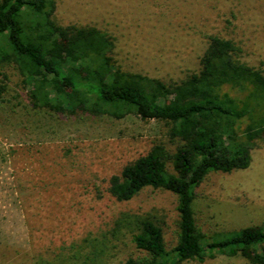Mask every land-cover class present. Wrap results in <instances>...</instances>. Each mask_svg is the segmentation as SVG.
<instances>
[{
  "label": "rangeland",
  "instance_id": "rangeland-1",
  "mask_svg": "<svg viewBox=\"0 0 264 264\" xmlns=\"http://www.w3.org/2000/svg\"><path fill=\"white\" fill-rule=\"evenodd\" d=\"M53 1L56 25L109 35L126 72L182 80L199 70L210 36L234 42L241 62L264 70V0ZM0 85V264H121L141 256L116 228L123 214L153 219L172 254L175 195L145 188L119 202L108 192L109 179L153 146L173 151L164 122L34 107L31 82L11 65L0 68ZM250 157L247 169L211 172L192 188L193 216L207 240L264 225V138ZM176 264L252 262L217 255Z\"/></svg>",
  "mask_w": 264,
  "mask_h": 264
},
{
  "label": "trees",
  "instance_id": "trees-1",
  "mask_svg": "<svg viewBox=\"0 0 264 264\" xmlns=\"http://www.w3.org/2000/svg\"><path fill=\"white\" fill-rule=\"evenodd\" d=\"M54 9L53 0H0V68L11 65L31 82L32 105L56 114L164 122L174 145L173 151L153 146L109 179L108 192L119 202L145 188L168 191L177 201L172 254L153 219L121 215L116 228L144 253L121 264L203 262L217 255L264 264V225L207 240L193 216L192 194L211 172L249 167L256 142L264 138V70L241 62L234 42L210 36L199 70L182 80L126 72L115 64L109 35L56 25ZM4 92L0 85V97Z\"/></svg>",
  "mask_w": 264,
  "mask_h": 264
}]
</instances>
